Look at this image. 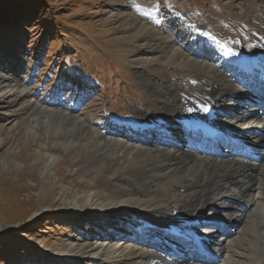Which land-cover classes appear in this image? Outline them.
<instances>
[{
    "label": "bare ground",
    "instance_id": "6f19581e",
    "mask_svg": "<svg viewBox=\"0 0 264 264\" xmlns=\"http://www.w3.org/2000/svg\"><path fill=\"white\" fill-rule=\"evenodd\" d=\"M257 4L259 21L250 23L264 33V0ZM171 29L161 39V51L142 52L134 62L163 73L159 66L164 61L187 76L195 74L204 86L200 94L179 83H154L161 99L150 106L160 105L163 115L146 112L140 122H125L118 130L113 120L111 127H98L73 113H52L24 124L28 137L46 139L35 152L34 163L41 165L34 166L55 191L48 208L89 220L129 224L133 219L146 226L131 225L136 237L122 228L107 239L70 244L87 264H264V44L252 54L233 53L213 37L204 49L210 40L205 30ZM150 37L139 36L134 41L143 44L132 46L150 48ZM16 90L27 92L16 84L1 87L0 96ZM215 131L225 133L218 143L197 134ZM231 140L260 155L241 156ZM51 146L72 149L74 162L75 148L88 149L77 167L85 183L91 185L95 177L99 185L88 189L60 183ZM218 229L223 234L215 237Z\"/></svg>",
    "mask_w": 264,
    "mask_h": 264
},
{
    "label": "rangeland",
    "instance_id": "374dc122",
    "mask_svg": "<svg viewBox=\"0 0 264 264\" xmlns=\"http://www.w3.org/2000/svg\"><path fill=\"white\" fill-rule=\"evenodd\" d=\"M10 1L3 6L20 8V16L5 11L2 15L7 20H12L7 15L21 19L16 27L2 32L0 27V89L20 84L27 92L16 90L0 96V161L6 162L0 166V264H87L88 259L79 255L77 248L70 249V244L107 239L122 228L126 230L123 234L136 237L131 225L139 229L146 226L133 219L129 224V220H89L84 215L48 208L55 191L34 166L41 165L34 163L35 152L46 139L28 137L24 124L52 113H73L98 127H111L108 122L113 120L118 130L125 128V122H140L146 112L163 115L160 105L151 107L161 99L152 89L154 83H179L198 94L204 90L203 83L195 74L187 76L164 61L159 66L163 73L150 70L146 63L136 62V55L153 49L157 53L156 47L161 51L162 37L176 25L183 33L192 27L205 30L207 39L220 40L233 53L251 54L264 44V33L250 23L259 21V0ZM146 35L151 36L148 42L152 47L136 50L132 45L144 40H134ZM210 40L202 44L204 49L214 43ZM149 129L159 132V127ZM197 134L214 143L225 135L221 131ZM48 151L58 156L54 176L60 183L88 189L99 185L95 177L91 185L85 183L86 176L82 177L77 167V159L81 162L88 149L75 148L79 154L75 162L72 149L51 146ZM222 234L220 231L215 237Z\"/></svg>",
    "mask_w": 264,
    "mask_h": 264
},
{
    "label": "trees",
    "instance_id": "16d2710c",
    "mask_svg": "<svg viewBox=\"0 0 264 264\" xmlns=\"http://www.w3.org/2000/svg\"><path fill=\"white\" fill-rule=\"evenodd\" d=\"M20 2H21V0H19ZM11 3V1L10 0H0V10L2 11V12H0V27H1V32L5 29V28H7V27H12L13 25L16 27L18 24H19V20L21 19V17H20V19H13V17H11L12 15H15V16H20V11H21V9L20 8H15V9H13V10H10L9 8L7 9L6 8V6L4 7L3 6V4L4 3ZM16 7V6H15ZM3 11H5V12H7V13H10V14H12L11 16H9V15H7L9 18H11L12 20H10V19H6L5 17H4V15H2V13H3ZM5 19L7 20V23L6 24H3V22L5 21ZM0 32V33H1Z\"/></svg>",
    "mask_w": 264,
    "mask_h": 264
}]
</instances>
